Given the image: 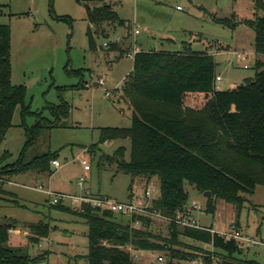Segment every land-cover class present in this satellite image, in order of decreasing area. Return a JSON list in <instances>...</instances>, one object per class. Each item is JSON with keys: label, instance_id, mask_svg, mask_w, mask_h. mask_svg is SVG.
<instances>
[{"label": "rangeland", "instance_id": "rangeland-1", "mask_svg": "<svg viewBox=\"0 0 264 264\" xmlns=\"http://www.w3.org/2000/svg\"><path fill=\"white\" fill-rule=\"evenodd\" d=\"M104 4L112 5L124 24L106 22L98 26L86 19L87 6ZM255 12L254 0H0V24L11 27L12 83L27 86V102H31L33 111L42 112L47 122L26 150V159L56 151L61 162L60 167H52L53 173L27 172L4 182L9 193L0 197V217L18 224L10 230L9 245L24 248L32 255L49 251L51 264H68L70 258L88 254L89 228L85 220L52 206L51 196L41 191V186L55 193L79 195L88 191L127 201L135 187L137 194H142L150 184L153 197H158V178L147 183L145 178L133 179L119 171L116 164H102V156L112 155L122 145L127 148L129 160V139L108 141L99 144L94 152L90 150L98 144L101 128L131 124L127 108L132 107L126 99L118 103L117 94L133 70L134 49L143 44L144 50L209 51L218 63V75L223 77L219 87L233 88L254 77L256 62L263 59L255 51L253 27L245 23L255 18ZM258 13L263 15L262 11ZM215 18L233 19L237 25L231 27ZM89 29L94 35L91 42ZM118 39L117 46L125 48L119 49V58V52L111 47ZM237 52L245 53V58L238 57ZM102 74L105 84H96ZM107 89L113 96L106 95ZM204 103L203 94H189L185 98V106L200 108ZM49 104L64 105L63 115L60 110H55V114ZM120 106L126 113H121ZM36 121L35 117H28L26 123L32 127ZM28 138L18 108L13 127L0 145V158L5 151L12 155L1 166L17 160ZM84 159L91 166L89 170L82 163ZM81 178L85 179L82 186ZM186 189L189 202H197L202 209L193 212L199 225L213 226V231L222 234L234 221L258 244L244 243L241 253L235 255L238 259H223L212 245L180 236L181 243L174 247L177 253L196 256L185 264H246L252 258L264 264L263 184L257 185L253 193L243 195L241 208L217 198L215 214L205 212L207 198L203 193L188 183ZM65 205L71 210L82 206L72 201ZM116 217L127 220L118 213ZM40 221L48 223L52 231L49 237L33 243L29 226ZM152 227L167 234L166 221L155 220ZM132 255L135 264H168L170 259L166 253L152 251L133 250Z\"/></svg>", "mask_w": 264, "mask_h": 264}, {"label": "trees", "instance_id": "trees-1", "mask_svg": "<svg viewBox=\"0 0 264 264\" xmlns=\"http://www.w3.org/2000/svg\"><path fill=\"white\" fill-rule=\"evenodd\" d=\"M254 8L255 18L245 21L254 29L255 51L263 58L256 62L254 77L236 87L220 89L216 86L218 63L209 51L139 50L134 53L133 70L122 88L133 109L131 124L101 128L98 144L90 147L94 152L99 144L129 139V160L127 148L122 145L112 155L102 156V164H116L119 171L133 179L145 178L147 183L158 178L160 195L153 199L152 207L168 217L194 216L186 183L203 194L212 192L205 208L211 214L216 212L217 198L241 208L243 195L253 193L259 184L264 185V0H254ZM86 19L98 26L106 22L124 24L110 4L87 6ZM215 20L231 27L237 25L233 19ZM88 34L93 41L91 29ZM111 47L117 50V43ZM10 50L11 27L0 24V145L13 127L18 108L21 126L29 137L16 161L1 166L11 157L9 151L0 158V181L4 180L0 182V197L9 193L4 188L6 180L27 172L53 173L52 162L59 157L58 152L49 151L26 159V150L47 122L42 112L33 111L31 102H27V86L12 83ZM189 94H203L202 107L185 106ZM63 106L49 104L48 108L54 109L55 114V110H60L63 115ZM28 117L37 120L32 127L26 123ZM52 206L73 212L89 228L88 254L70 258L68 264H135L128 246L138 251L166 253L170 258L168 264H185L196 256L177 253L174 247L181 243L180 236L212 245L223 259H238L235 255L242 251L236 240L225 239L213 231V226L169 222L167 234H163L153 229L155 220L147 216L118 219L116 213L89 203L79 210H71L63 203ZM17 226L15 220L0 217V264H51L49 251L32 255L24 248L9 245L10 230ZM29 229L33 243L49 237L52 231L43 221L31 224ZM245 263L263 264L255 259Z\"/></svg>", "mask_w": 264, "mask_h": 264}, {"label": "built area", "instance_id": "built-area-1", "mask_svg": "<svg viewBox=\"0 0 264 264\" xmlns=\"http://www.w3.org/2000/svg\"><path fill=\"white\" fill-rule=\"evenodd\" d=\"M139 31L136 30V33ZM119 39L116 40L115 43H118ZM105 45H108L105 43ZM245 53L237 52L238 57L245 58ZM245 67H248L246 64ZM222 80V77L220 75L216 78V86L219 88L218 82ZM99 85L104 84V79L101 78L98 80ZM107 96H113V92L111 90H106ZM82 163L84 164V167L86 170H89L91 168L90 164L87 160H82ZM53 166L55 168H58L61 166V162L59 159L53 160L52 162ZM84 178H81L79 181V184L82 186L84 182ZM41 191L45 192L49 196H51V203L52 204H59L63 203L66 204L68 202H75L79 204H86L89 203L94 207H99L102 210H109L114 213H118L122 216H125L127 218H132L134 216H147L152 218L153 220H160V221H166L169 222H176L181 225H189V226H196V227H203L202 225H199L198 220L193 216H185L182 217L181 215H178L176 218L168 217L164 214H162L161 211H158L152 207V202L155 197H153V187L150 184H147L144 192L142 194H137L132 192L131 197L127 199V201H119L117 199H114L109 196H102V195H92L90 192L85 191L82 194L79 195H72V194H66V193H55L51 190H45L42 186L39 188ZM191 208L194 210L200 211L202 210L200 205L197 202L191 203ZM191 214V212H190ZM139 223L136 222V225ZM225 237L227 240L234 239L236 240L239 245L243 248L244 243L246 244H258V241L253 240L251 237L245 235L238 224L234 221L230 223V229L224 233L221 234ZM128 249L133 253V248L131 246H128ZM159 260H163L162 256H159Z\"/></svg>", "mask_w": 264, "mask_h": 264}, {"label": "crops", "instance_id": "crops-1", "mask_svg": "<svg viewBox=\"0 0 264 264\" xmlns=\"http://www.w3.org/2000/svg\"><path fill=\"white\" fill-rule=\"evenodd\" d=\"M119 43V42H118ZM142 46H143V44H140V47H137V48H135L134 49V52H137V51H139V50H144L143 48H142ZM119 49H125V48H120V47H117V51L119 52L118 54H117V57L119 58L120 56H122V55H120V50ZM125 53H127V52H125ZM124 53V54H125ZM123 54V55H124ZM128 55H130V52H128L127 53ZM105 74H102L101 75V77L99 78V79H101V78H103L102 76H104ZM128 77V76H127ZM222 81H223V77H222ZM98 83V81L96 82V84ZM95 84V85H96ZM104 84H105V79H104ZM103 84V85H104ZM88 85V84H87ZM123 86H124V84H123ZM123 86H122V88H123ZM87 87H89V85L87 86ZM220 88V87H219ZM220 89H222V88H220ZM109 90V89H108ZM115 90H119L118 88H116ZM124 99H126L124 96H123V92H122V89H120L119 90V92H118V94H117V101H118V103H121L122 101H124ZM127 101H128V99H126ZM129 102V101H128ZM122 105V104H121ZM120 108H121V113H126V111H124L123 110V108L120 106ZM127 110L129 111L130 110V112H131V115H132V112H133V109L132 108H127ZM20 175V174H19ZM18 176V175H17ZM19 184V183H18ZM136 187L134 188V190H133V192L134 193H138L137 191H136ZM16 193V192H15ZM130 197V195L128 196V198ZM196 213V212H195ZM194 214V213H193ZM197 214H194V217L196 216ZM196 219H197V217H195ZM253 259V258H252ZM255 260H257V259H255ZM258 261V260H257Z\"/></svg>", "mask_w": 264, "mask_h": 264}, {"label": "water", "instance_id": "water-1", "mask_svg": "<svg viewBox=\"0 0 264 264\" xmlns=\"http://www.w3.org/2000/svg\"><path fill=\"white\" fill-rule=\"evenodd\" d=\"M204 196L206 198H210L212 196V192L211 191H206V192H204Z\"/></svg>", "mask_w": 264, "mask_h": 264}]
</instances>
